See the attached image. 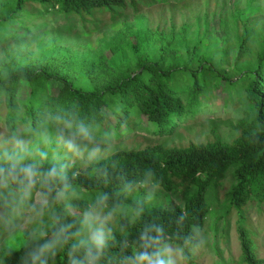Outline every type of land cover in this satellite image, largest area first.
<instances>
[{
  "label": "trees",
  "instance_id": "trees-1",
  "mask_svg": "<svg viewBox=\"0 0 264 264\" xmlns=\"http://www.w3.org/2000/svg\"><path fill=\"white\" fill-rule=\"evenodd\" d=\"M147 1L0 2V137L16 131L33 139L34 129L60 117L73 124L83 121L105 143H117L137 130L164 141L117 151L98 164L69 167L68 178L78 198H70L67 208L57 206L60 224L78 222L101 194L108 195L109 208L117 193L125 205L112 225L114 239L109 240L100 264H121L122 257L130 254V249L123 248L125 235L129 242L134 241L144 226H163L166 235L178 234L180 239L175 242L183 244L192 235L191 226L197 224L205 230L210 217L216 231L220 227L219 238L226 245L227 230L235 219L241 246L236 264H264L256 254V233L248 219L250 213L264 212V23L249 36L238 34L234 45L226 42L218 57L202 52L205 43L201 41L172 44L158 32L164 44L155 41L141 50L137 35L126 23L99 56L88 55L81 63L56 41H26L58 20L68 25L73 19L95 25L101 22L99 17L109 14L114 22L122 10H137L139 3ZM255 4L256 0H249L250 8ZM235 18L248 28L239 12ZM33 45L35 55L30 51ZM233 50L236 55L232 58ZM107 67L115 72L111 78L91 80L92 75L104 76ZM215 91L224 94L221 106L225 113L244 107L235 138L225 142L213 128L206 142L168 146L169 138L183 124L217 110ZM53 163L63 162L47 160L44 166ZM97 169H106L107 175ZM148 169L154 180L145 176ZM142 180H148L147 189L140 186ZM137 202L143 214L132 223ZM23 215L10 229L0 224V264H33L39 245L51 237V221L45 216L43 225L35 221L31 231L20 235L22 242L15 248L3 244ZM40 226L48 229V237L33 239L31 233ZM72 231L74 228L69 230L70 237ZM70 245L71 239L55 261L47 258V264H69ZM213 253L218 259L215 264H232L222 258L217 244ZM74 258L80 260L82 254L76 253ZM187 264H195L191 254Z\"/></svg>",
  "mask_w": 264,
  "mask_h": 264
},
{
  "label": "clouds",
  "instance_id": "clouds-1",
  "mask_svg": "<svg viewBox=\"0 0 264 264\" xmlns=\"http://www.w3.org/2000/svg\"><path fill=\"white\" fill-rule=\"evenodd\" d=\"M61 124L64 126L61 127ZM53 130L55 143L63 150L69 163H53L45 167L48 153L42 147L32 146V140L16 131L0 137V224L10 229L15 226L16 218L26 212L28 222L38 221L43 225L47 216L51 221L52 234L39 245L38 252L32 257L33 264H47L49 257L55 261L70 239L69 264H100L109 247V240L114 239L112 225L125 207L119 199L120 194L114 197L111 208L108 207L107 194L97 196L95 202L85 208L78 222L67 226L59 223L61 217L56 208H67L70 198H78L68 178L71 164L76 160L87 165L98 164L108 149L102 148L103 141H98L93 130L83 121L73 124L56 117L51 124L46 122L34 129L32 135L42 145H49L53 143ZM96 171L107 175L106 169ZM145 176L154 180L151 169L145 172ZM148 180H142L140 186L147 189ZM127 187L131 188L130 185ZM142 214L143 208L137 202L131 222L135 223ZM73 228L70 237L68 233ZM121 232L124 233L123 227ZM191 232L192 235L185 237L183 244H178L175 241L180 239L179 235H166L163 226H144L139 229L134 241L129 242L125 235L123 248L130 249V254L122 257L121 264H187L189 254H197L207 243L205 230L200 225L193 224ZM31 236L33 239H44L48 237V229L40 226L33 230ZM76 253H81L82 259H75Z\"/></svg>",
  "mask_w": 264,
  "mask_h": 264
},
{
  "label": "rangeland",
  "instance_id": "rangeland-1",
  "mask_svg": "<svg viewBox=\"0 0 264 264\" xmlns=\"http://www.w3.org/2000/svg\"><path fill=\"white\" fill-rule=\"evenodd\" d=\"M2 1L6 0H0V2ZM248 3L249 0H148L145 4L139 3L137 10L133 7L122 10L123 14L116 15L114 22L110 21L111 17L109 14L99 17L98 19L101 22H97L95 25L92 22L88 25L78 23L74 19L68 25L58 20L55 24L48 27L46 31H35L26 41L31 44L36 42L47 44L56 41L57 45L70 49L71 55H74L76 59L78 58V62L81 63L88 55H90V58L94 54L99 56L100 51L113 42L116 31L121 30L123 24L126 23L127 28L134 30L135 35H137L141 50L145 48V44L155 41L158 42L159 46L164 44L160 41V36L157 35L158 32L166 35L165 38L168 41H172V44L201 41L205 43L201 47L202 52L210 57H218L226 42L234 45L238 34L245 33L249 36L253 33L252 29H259L260 24L264 23V0H256V4L252 8L249 7ZM237 12L241 14V19L247 21V29L239 24L240 19L235 22ZM235 26L237 31H234ZM224 30L228 31L227 35L224 34ZM10 43L13 44V41ZM30 51L35 55L34 45L30 48ZM231 55L233 58L236 55V51L233 50ZM77 66L78 63H76L75 69H78ZM114 73L113 70L107 67L104 76L92 75L94 78H91V80L94 81L99 77L98 79L102 81L104 78H111ZM231 76L237 78V74ZM99 83L101 84V82ZM215 94L218 95V100L214 102L217 110L199 114L193 121L183 124L169 138L168 146H184L189 142H206L213 128L217 130L225 142L235 138V126L243 117L244 107L241 105L238 108H231L228 113H225L221 106L224 94L220 91H215ZM142 121L143 125H145L144 118H142ZM60 126L63 127L64 125ZM3 135L4 133H2ZM52 136L53 143L49 145H42L37 137L33 139L28 136L24 137L32 139V146L42 147L48 153V160L69 163L64 158L63 150L58 148L55 143V132H52ZM157 143H164V141L155 139L145 131L137 130L128 134L126 138L119 140L117 143H105L103 141L102 148L106 147L108 151L101 159L108 158L117 151L138 149ZM72 164L83 167L87 165L81 160H76ZM248 219L256 233V254L259 258L264 259V212L261 214L250 213ZM212 221V217L208 218L205 229L207 243L201 251L192 255L193 262L195 264H215L218 259L214 255L213 250L217 244L220 254L223 252L222 258L225 261L236 264L240 258L241 246L235 219H232L227 230V245L219 238L220 227L216 231ZM34 224L35 222H28L27 213H25L16 229L4 239L3 244L15 248L16 245L22 242L20 235L31 231Z\"/></svg>",
  "mask_w": 264,
  "mask_h": 264
}]
</instances>
